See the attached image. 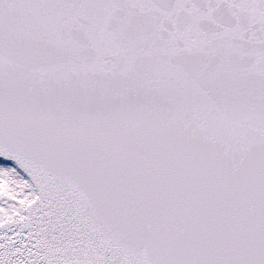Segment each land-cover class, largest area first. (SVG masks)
<instances>
[{"label": "snow or ice", "instance_id": "obj_1", "mask_svg": "<svg viewBox=\"0 0 264 264\" xmlns=\"http://www.w3.org/2000/svg\"><path fill=\"white\" fill-rule=\"evenodd\" d=\"M0 264H264V0H0Z\"/></svg>", "mask_w": 264, "mask_h": 264}]
</instances>
